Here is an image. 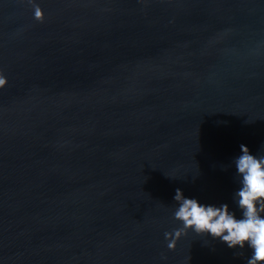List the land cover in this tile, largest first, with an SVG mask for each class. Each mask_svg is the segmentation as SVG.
I'll return each instance as SVG.
<instances>
[{
  "label": "water",
  "instance_id": "obj_1",
  "mask_svg": "<svg viewBox=\"0 0 264 264\" xmlns=\"http://www.w3.org/2000/svg\"><path fill=\"white\" fill-rule=\"evenodd\" d=\"M0 76V264H244L164 234L264 154V0H0Z\"/></svg>",
  "mask_w": 264,
  "mask_h": 264
},
{
  "label": "clouds",
  "instance_id": "obj_2",
  "mask_svg": "<svg viewBox=\"0 0 264 264\" xmlns=\"http://www.w3.org/2000/svg\"><path fill=\"white\" fill-rule=\"evenodd\" d=\"M34 15L41 17L39 8ZM5 78L0 76V86ZM240 152L232 160L237 187L232 192V205L204 203L187 197L176 188L172 212L179 227L165 232L168 247L186 231L219 239L230 249H249L244 264H264V154H253L247 145H239Z\"/></svg>",
  "mask_w": 264,
  "mask_h": 264
}]
</instances>
